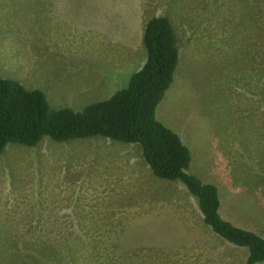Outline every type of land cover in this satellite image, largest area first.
<instances>
[{"label": "rangeland", "instance_id": "374dc122", "mask_svg": "<svg viewBox=\"0 0 264 264\" xmlns=\"http://www.w3.org/2000/svg\"><path fill=\"white\" fill-rule=\"evenodd\" d=\"M229 1L0 0V77L83 110L127 85L146 59V21L167 16L180 61L157 118L190 148L188 172L218 187L222 216L264 234V0L240 30ZM190 195L156 176L137 143L10 142L0 153V264H248L249 249L224 242Z\"/></svg>", "mask_w": 264, "mask_h": 264}, {"label": "trees", "instance_id": "16d2710c", "mask_svg": "<svg viewBox=\"0 0 264 264\" xmlns=\"http://www.w3.org/2000/svg\"><path fill=\"white\" fill-rule=\"evenodd\" d=\"M260 3L261 0H230L229 21L234 24L233 29L240 30L247 21L257 23L255 11ZM259 19L264 22L260 16ZM178 40L170 18H149L143 33L146 59L142 66L132 73L125 87L80 111L54 108L43 90L28 88L15 78L0 77V153L10 142L35 146L44 137L63 142L102 136L140 144L153 173L182 182L197 198L204 222L224 239L247 247L248 264H256L264 261V234L237 226L222 216L218 187L188 172L190 148L177 132L157 118V107L175 82L180 61ZM263 41L264 30L259 49L264 54ZM254 45L256 42L249 47Z\"/></svg>", "mask_w": 264, "mask_h": 264}, {"label": "crops", "instance_id": "0c3cea01", "mask_svg": "<svg viewBox=\"0 0 264 264\" xmlns=\"http://www.w3.org/2000/svg\"><path fill=\"white\" fill-rule=\"evenodd\" d=\"M88 5H89V1H88ZM183 184V183H182ZM189 194V193H188ZM191 194V193H190ZM190 196H192V194L190 195ZM195 197V196H194ZM220 200H221V198H220ZM186 211H187V209H185ZM201 210V209H200ZM199 219H204V217H203V214L202 215H199ZM215 234V233H214ZM181 237H183V238H189V239H191L193 242H196V243H200V245H202L203 246V248L202 249H204V248H206L207 247V238L205 239V238H203L202 237V235L200 234V233H184V235L183 234H179ZM216 235V234H215ZM217 236V235H216ZM219 238V237H218ZM178 240V239H177ZM222 240L223 239H219L218 241H216V243H213V245L214 246H219V245H221L222 244ZM226 240V239H225ZM224 242H230V241H228V240H226V241H224ZM232 243V242H231ZM209 244V243H208ZM214 249V251H215V248H213ZM229 252L231 253L232 251L231 250H229Z\"/></svg>", "mask_w": 264, "mask_h": 264}]
</instances>
